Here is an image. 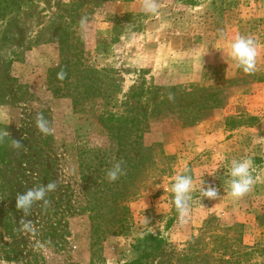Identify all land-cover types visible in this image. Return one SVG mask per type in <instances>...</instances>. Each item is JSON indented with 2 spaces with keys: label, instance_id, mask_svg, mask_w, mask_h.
Returning <instances> with one entry per match:
<instances>
[{
  "label": "rangeland",
  "instance_id": "obj_1",
  "mask_svg": "<svg viewBox=\"0 0 264 264\" xmlns=\"http://www.w3.org/2000/svg\"><path fill=\"white\" fill-rule=\"evenodd\" d=\"M144 3L0 0V264H128L146 233L166 242L144 264H264V0H155L158 15ZM237 36L257 43L251 73L227 55ZM131 109L125 125L142 130L121 150L102 117ZM38 115L50 134L36 127ZM95 148L108 152H82ZM83 156L95 167L87 180ZM246 157L254 183L234 198L230 162ZM117 163L125 178L111 182ZM178 174L194 182L184 222L171 191ZM48 183L56 189L47 203L16 208L18 194ZM85 185L106 192L109 225L115 203L129 208V228L95 247L80 209L92 200ZM204 186L219 197L201 198Z\"/></svg>",
  "mask_w": 264,
  "mask_h": 264
},
{
  "label": "clouds",
  "instance_id": "obj_2",
  "mask_svg": "<svg viewBox=\"0 0 264 264\" xmlns=\"http://www.w3.org/2000/svg\"><path fill=\"white\" fill-rule=\"evenodd\" d=\"M143 11L146 13L158 15V6L155 0H145ZM228 57L235 63L236 67L245 73H251L256 68V59L258 55L257 43L251 37L237 36L229 45L227 52ZM64 73H58V78L63 79ZM36 127L43 134H50L51 129L47 126V121L43 115H38ZM14 147H20L19 141H14ZM253 160L251 157L232 160L228 169L230 180L228 181L229 194L234 198H240L249 192L253 186L254 180L250 169L252 168ZM124 174V170L120 163L115 164L108 172L107 178L114 182ZM56 189L55 183L33 187L16 196V208L27 212L31 206L37 201L47 203L46 194ZM173 195V203L179 213L181 222L189 215L190 201L192 192L194 191L193 178L190 175L178 174L174 177V182L171 186ZM219 197L218 189L215 186L203 187L201 198L215 200ZM22 230H32L30 221H22Z\"/></svg>",
  "mask_w": 264,
  "mask_h": 264
},
{
  "label": "trees",
  "instance_id": "obj_3",
  "mask_svg": "<svg viewBox=\"0 0 264 264\" xmlns=\"http://www.w3.org/2000/svg\"><path fill=\"white\" fill-rule=\"evenodd\" d=\"M64 47L65 46H63L62 44V49H65ZM64 63H65V60H64ZM58 70H59V67L52 69V71L54 72ZM91 71L95 72L96 74L99 73L95 69H92ZM79 85L80 83L79 84L76 83L75 87L78 88ZM152 91L153 90L151 89V87H147L143 91V93L150 94L152 93ZM80 93L81 92H78L77 94L78 98L80 96ZM133 112H134L133 109H131L130 111H128V114L114 113V114L108 115L105 118L102 117V122L104 126L110 131L112 136L119 139L118 142H119V146L121 150L126 147L125 145L127 144L126 142L130 134H132L133 132L142 130V127H139V126L137 128L133 125L131 127L130 126L127 127L125 125V123L127 124L133 123V119L135 118V117H131ZM129 118H131V121H129ZM138 136L140 138L141 134H139ZM6 146H7L6 139L5 137H3L2 134H0V151L5 149ZM89 151H92V152L99 151L101 154H103V156H105L108 152L107 149L103 150L102 148L82 150V152L84 153L89 152ZM146 151L148 150H146V148H144L140 144V146L138 147V156H139L138 161L143 162L144 160L147 159V155L145 153ZM96 159L101 160V162L103 163L102 167L105 166L106 168L107 166H112L111 162L108 159H105V158L102 159V157L100 156H98ZM95 166L97 165L95 164ZM94 168L95 167L93 165V162L89 158V156H83L82 170L84 171V175H83L84 178L82 179L87 180L88 176L94 172ZM121 177L125 178V175H122ZM121 183L124 187H126L128 184V183H125V181H122ZM85 186L87 188V193L90 197H92V200L88 202V205L81 206L80 209L88 210L90 213V218H91V223H92L91 231H92L93 246L95 247V245L97 244V241L100 239L102 235L104 236L107 233L112 234V235L117 234L129 228L130 222H129V217L127 216V214L129 213V208L126 205H119L118 203H115L116 207L112 210L117 211L119 214V217H115V220H113L112 223H110L109 225V222L105 218V215H106L105 207L109 205H107L105 201H104L105 203L101 202L102 201L101 199H105L106 192H102L101 195L98 196V193L100 190L92 191L91 186H88V185H85ZM116 186L118 188L113 190L112 195L119 196L122 193V190H120L119 188L120 186H119L118 181H117ZM110 190L112 189L108 188V191ZM165 242L166 241L164 237L160 234L146 233L143 237H141L138 240V245L136 246V249L138 250V258L128 264H144L148 259L156 257L164 249Z\"/></svg>",
  "mask_w": 264,
  "mask_h": 264
}]
</instances>
